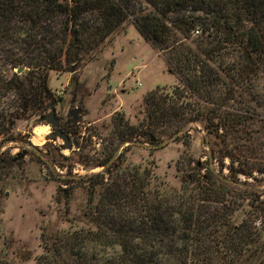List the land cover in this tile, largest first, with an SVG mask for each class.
Listing matches in <instances>:
<instances>
[{"label": "trees", "instance_id": "trees-1", "mask_svg": "<svg viewBox=\"0 0 264 264\" xmlns=\"http://www.w3.org/2000/svg\"><path fill=\"white\" fill-rule=\"evenodd\" d=\"M127 20L179 82L148 93L138 125L117 113L106 129L119 145L155 144L183 140L200 123L214 155L228 158L220 173L227 167L229 181L189 158L175 185L152 162L120 157L100 180L87 179V225L43 227L32 256L15 247L3 219L4 178L19 158L3 151L0 264H264V0H0V57L11 72L0 73V146L17 141L19 120L43 117L62 99L50 69L74 73ZM21 65L26 73L15 71ZM75 123L62 128L71 133ZM122 169L132 172L131 197Z\"/></svg>", "mask_w": 264, "mask_h": 264}, {"label": "rangeland", "instance_id": "rangeland-1", "mask_svg": "<svg viewBox=\"0 0 264 264\" xmlns=\"http://www.w3.org/2000/svg\"><path fill=\"white\" fill-rule=\"evenodd\" d=\"M4 65L5 59L0 57V73L10 74ZM178 82L176 75L168 70L161 51L129 20L89 59H83L74 73L64 69L49 70L50 88L53 91L64 89L60 95L62 99L54 107L61 124L70 117V110L79 109L73 132L68 133L73 147L65 148L63 140L51 135L52 127L38 116L19 120L13 130L17 141L6 140L0 146V154L7 151L19 156L3 182V219L6 229L16 240L15 247L24 246L35 256L42 250L43 227L56 230L87 225L84 215L87 179L99 174L100 180L105 169L100 164L106 156L107 159L111 157L112 147L117 150L108 164L117 163L120 157L130 164L152 162L156 174L175 185L179 184L181 174L189 171L185 163L189 158L193 164H210L220 173V167L223 163L227 165L229 160L225 158L220 162L216 152L214 155L210 136L200 123L191 130L190 136H184L183 140L171 139L161 147L153 145L167 138L150 144L141 137L139 140L144 144L119 145L106 129L117 113L130 124L138 125L144 115L148 93L157 87L168 89ZM3 101H10V97ZM5 135L2 133L1 137ZM119 174L120 181L129 187L124 194L131 197L132 172L122 169ZM220 174L226 178L228 168L223 167ZM103 176L104 181L109 180L107 173ZM244 179L245 176H239V180ZM33 263V259L28 261V264Z\"/></svg>", "mask_w": 264, "mask_h": 264}, {"label": "water", "instance_id": "water-1", "mask_svg": "<svg viewBox=\"0 0 264 264\" xmlns=\"http://www.w3.org/2000/svg\"><path fill=\"white\" fill-rule=\"evenodd\" d=\"M15 71L17 73H22V72H27L28 68H25L24 66H18L17 68H15ZM79 111L78 108H74L72 110H70L69 115L70 117H72V119L74 121L77 120V112ZM43 118L45 119V121L52 127V130L50 131L51 135L55 136V137H60L64 144H65V148L68 149H72L73 147V142L68 134V132H66L62 127H61V120L60 117L57 115L56 109L55 108H51L50 111H48ZM77 122V121H76ZM171 138L166 139L165 141H162L158 144L153 145L154 147H161L163 146L166 142L170 141ZM125 143H129V142H125ZM137 143L140 144H144L143 142L137 141ZM210 161L212 160V155L210 152ZM212 167V166H211ZM213 169V168H212ZM214 170V169H213ZM215 173L217 175H219L220 177L224 178L225 180L229 181L228 178H225L224 176H222V174L218 173L216 170H214Z\"/></svg>", "mask_w": 264, "mask_h": 264}, {"label": "built area", "instance_id": "built-area-1", "mask_svg": "<svg viewBox=\"0 0 264 264\" xmlns=\"http://www.w3.org/2000/svg\"><path fill=\"white\" fill-rule=\"evenodd\" d=\"M196 32H197V30H196ZM63 92H64V89H63V88L55 89V90H54V93H55L56 95H61Z\"/></svg>", "mask_w": 264, "mask_h": 264}, {"label": "flooded vegetation", "instance_id": "flooded-vegetation-1", "mask_svg": "<svg viewBox=\"0 0 264 264\" xmlns=\"http://www.w3.org/2000/svg\"><path fill=\"white\" fill-rule=\"evenodd\" d=\"M61 120V119H60ZM61 127H62V124H61ZM108 165V163L106 164V165H104V166H107Z\"/></svg>", "mask_w": 264, "mask_h": 264}, {"label": "bare ground", "instance_id": "bare-ground-1", "mask_svg": "<svg viewBox=\"0 0 264 264\" xmlns=\"http://www.w3.org/2000/svg\"><path fill=\"white\" fill-rule=\"evenodd\" d=\"M40 130V129H39Z\"/></svg>", "mask_w": 264, "mask_h": 264}]
</instances>
